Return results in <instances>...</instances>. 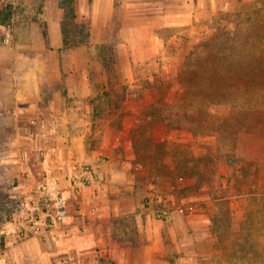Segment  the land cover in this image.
<instances>
[{
    "label": "rangeland",
    "instance_id": "obj_1",
    "mask_svg": "<svg viewBox=\"0 0 264 264\" xmlns=\"http://www.w3.org/2000/svg\"><path fill=\"white\" fill-rule=\"evenodd\" d=\"M6 1L3 44L28 43L30 23L47 29L48 3H67ZM123 1L111 9L102 0L93 17L91 0L79 10L73 0L62 24L70 35L61 66L91 89L90 147L124 166L121 188L138 186L126 206L121 190L113 210L159 222L161 211L176 215L163 253L173 264H264V0L129 1L122 11ZM9 130L0 126V230L22 213Z\"/></svg>",
    "mask_w": 264,
    "mask_h": 264
},
{
    "label": "crops",
    "instance_id": "obj_2",
    "mask_svg": "<svg viewBox=\"0 0 264 264\" xmlns=\"http://www.w3.org/2000/svg\"><path fill=\"white\" fill-rule=\"evenodd\" d=\"M77 1V10L82 9L84 0ZM101 1L91 0L93 17ZM116 1L104 0L111 9ZM129 1L136 8L161 3L124 0L122 11L130 8ZM4 2L8 1L0 0V12ZM48 4L43 16L47 29L40 21H33L28 43L0 41V126L10 129L6 138L14 149L9 162L15 164L20 181L16 194L20 211L33 212L41 196L59 189L66 199L67 215L61 226L43 236L21 234L18 223L22 213L6 220L0 230L4 237L0 264H98L102 256L112 260L109 264H173L163 253L169 237L174 236L176 215L159 222L153 215L121 213L118 206L113 210L112 203L118 204L121 190L127 198L119 205L124 202L126 206L132 203L133 189L138 186L128 182L121 188L120 170L124 166L114 161L112 153L109 160L100 158L105 146L90 147L91 89L88 82L80 85L73 79L80 73L78 69L61 66L62 52L67 49L62 32L65 9L56 6L54 10ZM144 12L134 11L138 17ZM167 17L173 19L170 22L177 19L175 14ZM72 173L86 175L77 189L70 182ZM127 226L137 231L138 242L123 236Z\"/></svg>",
    "mask_w": 264,
    "mask_h": 264
},
{
    "label": "built area",
    "instance_id": "obj_3",
    "mask_svg": "<svg viewBox=\"0 0 264 264\" xmlns=\"http://www.w3.org/2000/svg\"><path fill=\"white\" fill-rule=\"evenodd\" d=\"M85 174L72 173L70 182L72 185L78 186L85 182ZM166 211H161L155 215L158 220H165L169 217ZM67 215L66 199L61 190L55 189L41 196L37 209L33 212H27L19 221V231L24 237L30 235L43 236V233L53 230L56 226H61Z\"/></svg>",
    "mask_w": 264,
    "mask_h": 264
},
{
    "label": "trees",
    "instance_id": "obj_4",
    "mask_svg": "<svg viewBox=\"0 0 264 264\" xmlns=\"http://www.w3.org/2000/svg\"><path fill=\"white\" fill-rule=\"evenodd\" d=\"M66 2H67L66 5H65L66 7H64L66 12H67L66 15L70 14V15L73 16L74 15L73 0H67ZM10 10H11V6L7 5V6H5V9L3 11H1V12H3L4 14H8L10 12ZM65 28H66L65 25L62 26V32L64 34L65 44L67 45V44H69V42L67 40V37L70 35V33ZM116 106L120 108L121 107V102L119 104L115 105V107ZM118 127H120V125H118Z\"/></svg>",
    "mask_w": 264,
    "mask_h": 264
}]
</instances>
